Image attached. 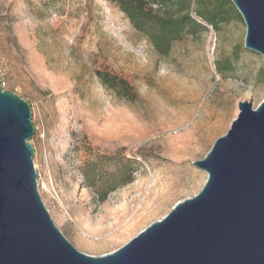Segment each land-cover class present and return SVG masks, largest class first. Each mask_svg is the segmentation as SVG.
<instances>
[{"label": "rangeland", "instance_id": "1", "mask_svg": "<svg viewBox=\"0 0 264 264\" xmlns=\"http://www.w3.org/2000/svg\"><path fill=\"white\" fill-rule=\"evenodd\" d=\"M218 2L211 24L198 10ZM149 6L177 15L183 7L201 27L162 55L114 1L0 0L3 88L32 108L40 195L89 255L115 251L197 194L208 173L193 162L231 127L240 101L264 100V58L245 47L246 23L231 0ZM98 71L128 84L110 88ZM103 154L136 162L133 180L105 201L83 174Z\"/></svg>", "mask_w": 264, "mask_h": 264}, {"label": "water", "instance_id": "2", "mask_svg": "<svg viewBox=\"0 0 264 264\" xmlns=\"http://www.w3.org/2000/svg\"><path fill=\"white\" fill-rule=\"evenodd\" d=\"M245 47L264 58V0H231ZM264 67V65H263ZM27 100L0 82V264H264V100L238 116L207 155L201 190L104 255L78 250L56 226L38 188Z\"/></svg>", "mask_w": 264, "mask_h": 264}, {"label": "trees", "instance_id": "3", "mask_svg": "<svg viewBox=\"0 0 264 264\" xmlns=\"http://www.w3.org/2000/svg\"><path fill=\"white\" fill-rule=\"evenodd\" d=\"M131 19L134 27L143 32L150 40L157 52L166 55L172 44L181 39L187 31H195L201 27L200 23L194 19L189 11H183L181 7L176 13H161L155 10L151 3L159 0H111ZM221 3L218 2L215 11L198 10L200 16L211 24H216L219 20ZM229 67V66H228ZM97 74L110 88H116L119 81L128 84L124 79L116 75L98 71ZM130 87V86H126ZM100 159L87 162L83 169V174L87 183L95 187L101 201H105L109 192L121 185L128 184L134 178L136 170L135 161L130 158L117 159L116 154L98 155Z\"/></svg>", "mask_w": 264, "mask_h": 264}, {"label": "built area", "instance_id": "4", "mask_svg": "<svg viewBox=\"0 0 264 264\" xmlns=\"http://www.w3.org/2000/svg\"><path fill=\"white\" fill-rule=\"evenodd\" d=\"M0 82H1V85L4 86V72L0 66ZM39 184V182H38Z\"/></svg>", "mask_w": 264, "mask_h": 264}]
</instances>
